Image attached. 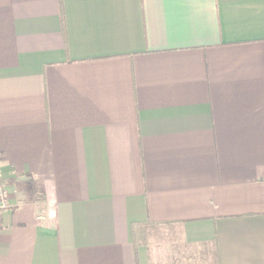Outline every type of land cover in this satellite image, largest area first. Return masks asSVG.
<instances>
[{
    "label": "crops",
    "instance_id": "obj_1",
    "mask_svg": "<svg viewBox=\"0 0 264 264\" xmlns=\"http://www.w3.org/2000/svg\"><path fill=\"white\" fill-rule=\"evenodd\" d=\"M0 160V264H264V0H0Z\"/></svg>",
    "mask_w": 264,
    "mask_h": 264
},
{
    "label": "clouds",
    "instance_id": "obj_2",
    "mask_svg": "<svg viewBox=\"0 0 264 264\" xmlns=\"http://www.w3.org/2000/svg\"><path fill=\"white\" fill-rule=\"evenodd\" d=\"M5 169L7 171H2V170H5ZM10 176H16L15 170L11 168V165H10L9 161L0 160V180L8 179V177H10ZM5 187H9V185H0V208L7 209L8 205L3 200V189Z\"/></svg>",
    "mask_w": 264,
    "mask_h": 264
},
{
    "label": "built area",
    "instance_id": "obj_3",
    "mask_svg": "<svg viewBox=\"0 0 264 264\" xmlns=\"http://www.w3.org/2000/svg\"><path fill=\"white\" fill-rule=\"evenodd\" d=\"M0 185H2L1 180H0ZM3 200L8 204V191L6 187L3 189Z\"/></svg>",
    "mask_w": 264,
    "mask_h": 264
},
{
    "label": "rangeland",
    "instance_id": "obj_4",
    "mask_svg": "<svg viewBox=\"0 0 264 264\" xmlns=\"http://www.w3.org/2000/svg\"><path fill=\"white\" fill-rule=\"evenodd\" d=\"M7 189V188H6ZM7 191H8V189H7ZM150 234H151V231H150V227L149 226H147L146 227V237H145V239H147L148 241L150 240Z\"/></svg>",
    "mask_w": 264,
    "mask_h": 264
}]
</instances>
